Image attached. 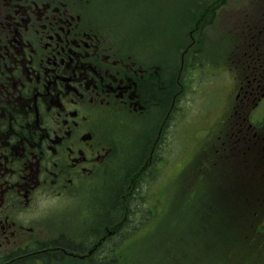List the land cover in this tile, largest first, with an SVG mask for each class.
Wrapping results in <instances>:
<instances>
[{
	"label": "flooded vegetation",
	"instance_id": "af4514ba",
	"mask_svg": "<svg viewBox=\"0 0 264 264\" xmlns=\"http://www.w3.org/2000/svg\"><path fill=\"white\" fill-rule=\"evenodd\" d=\"M230 1L0 0V264L68 262V239L80 236L59 231L52 215L108 175L123 155L118 131L129 151L150 133L131 152L137 169L128 180L136 183L175 162L169 153L182 127L218 112L201 130L211 163L251 180L264 200V8L222 10ZM198 22L207 50L217 22L237 39L222 66L196 60ZM214 66L228 76L227 100L219 105L221 93L211 91L189 106L180 95L185 77L195 83ZM196 165L198 173L204 165ZM106 230L110 240L115 227Z\"/></svg>",
	"mask_w": 264,
	"mask_h": 264
},
{
	"label": "trees",
	"instance_id": "16d2710c",
	"mask_svg": "<svg viewBox=\"0 0 264 264\" xmlns=\"http://www.w3.org/2000/svg\"><path fill=\"white\" fill-rule=\"evenodd\" d=\"M149 136V132L136 136L133 142L134 146L140 149L143 148ZM117 137L121 146L120 151L124 155L123 162L119 163V160H116L118 162L113 164L109 173H105L108 175L96 182V185L102 184L94 186L92 193L88 195L86 205V207H91L95 203L92 207L93 214L100 220V226L105 234L108 233L106 227H116L114 234L116 236H113L110 240L105 238L107 242H102L96 250L99 252L105 247L109 249L111 240L114 246L109 250V253L103 252L100 256L94 254L85 257L88 256L91 247H94V240H100L103 235L100 236L93 230L75 233L80 236L79 240L81 241L77 242L69 238L70 247L67 248L77 254H85L84 258L69 256L73 259L63 263L53 261L54 264H221L222 260H216V257L222 250L226 252L227 264H242L241 257L244 258L242 254H245L246 260L250 256H254L256 257L255 261L264 264L263 256L254 254L256 248L254 239L248 240L246 238L247 234L264 232V208L263 206L259 208V204H264L262 198H257L249 192L244 193L241 182L234 179H228L222 185V178L213 180L210 177L208 178L207 175H203V173H197V165L194 169V163L192 162L188 166L193 168L191 172L196 177L194 183L202 179L198 184L201 193H196L190 199L198 225L195 228L187 226L174 230L175 228L171 227L166 220L161 219V214L166 211L168 206H173V210L169 209V211H174L182 200L180 201L173 193L167 194L162 190L156 193L149 185L150 183H145V181L153 180L150 177H145L143 181L130 183L128 179L137 168L134 166L133 161L123 163L126 158L132 159L134 153H130L126 149L120 131L117 132ZM117 166L121 169L120 175L117 174L113 177L115 181L108 183V177L114 172L118 173ZM200 174L202 176L198 178ZM99 189L105 197L98 202L97 193H100ZM130 191H132V194L129 196ZM75 203L76 206H81L80 201ZM94 208H98V212H95L96 209ZM254 211H257L258 214L255 216L258 218L257 224H254L253 221ZM90 212L92 213V210ZM85 213H83L84 216H86ZM99 214L100 219L97 217ZM135 214L139 219L132 221ZM90 216L95 219L92 215ZM160 221L162 224L154 229V224V227H156ZM144 223H149L147 224L148 230L154 229L147 232L151 246L148 251L143 250L138 256L130 258V253L124 251L125 248L129 247L124 239L127 234L135 235L139 232L141 230L139 228L145 226ZM162 230L163 242L160 244L157 238ZM174 238L178 241L173 242ZM60 245L65 246L58 242V246ZM160 246L162 250H160ZM83 249L86 250L82 252ZM114 253L115 259L110 261ZM50 256L46 255V257ZM53 256L57 255L53 254ZM28 264L38 263L30 262Z\"/></svg>",
	"mask_w": 264,
	"mask_h": 264
},
{
	"label": "rangeland",
	"instance_id": "374dc122",
	"mask_svg": "<svg viewBox=\"0 0 264 264\" xmlns=\"http://www.w3.org/2000/svg\"><path fill=\"white\" fill-rule=\"evenodd\" d=\"M209 3L215 4L216 0H208ZM241 5H243V8L247 7H252L255 8L254 6L257 5L260 8H264V0H235L233 3L230 1L228 5H224L222 10H231L235 9L240 12ZM227 21L229 26H232V23L229 21L232 20L231 13L227 14ZM199 18V16H197ZM225 14L223 12L219 13L218 19L222 20L224 19ZM253 17V16H251ZM201 22L196 23L197 28L194 31V36L196 37V42L193 44L192 48L197 50V56L196 60L200 62H206L208 60H214L217 62L219 66H222L224 62L223 57L227 55L229 50L231 48L234 49L237 39L236 38H229L227 37L223 32H221V27L219 23L217 22L215 26L217 27L218 31L213 33V43H214V48L212 50H207L204 47L200 46V39L205 42L208 46L211 45V41L205 39L202 36L200 28H201ZM194 25V23H193ZM209 25L205 26L204 31H208ZM172 31V28L170 29ZM200 30V32H199ZM184 37L186 41L189 40V35H188V29L186 30ZM223 37V38H220ZM173 47V45H172ZM232 51H236L235 49ZM231 52V51H230ZM224 54V56H222ZM218 57H221V59H218ZM211 70V71H210ZM210 70L202 68L198 73H200V76L195 79V83H193L189 77L186 78V87L182 89L181 91V96L188 100L189 103L188 105L191 106L194 98L195 99H202L206 95L210 94L211 91H218L222 95V100L220 97V94H218L216 100L220 104H223L227 100V90L226 88L229 87L227 85V78L228 76L225 75L224 73L222 74L219 69L214 66ZM214 80L216 83L212 84V86H207L205 87V80ZM219 116L218 112H211L206 116V121H201L198 120L195 122V124L192 126L191 123L187 125V127H182L181 128V135L179 136L176 135V145L174 146L173 149H171L169 153L170 157V162H174L171 165H168L165 167V169L162 167H154L153 168V175L154 179L145 181V183H150L149 185L153 188L154 191L159 192L163 191L165 193H173L175 196H177L181 204L179 203V206L174 210V211H169V209L173 210V206L169 207L166 209L164 213L161 214V219H164L170 224L171 227H174V230H179L183 227L190 226L192 228H195L198 223L196 220V214L193 212V208L191 207V202L190 199L193 198V196L197 193L200 194V188L198 187V184L202 179L197 180L196 183L195 179L196 177L193 176V173L191 171H185L186 167L189 165V163L194 160H196V163L203 166L206 163V158L205 157H200L202 156V152L204 149H208L210 146H212V143H207L206 137L204 136L205 133L202 132L206 129H210L212 125L215 123ZM190 121L189 118H186L183 120V123H187ZM202 130V131H201ZM201 135V137H200ZM180 137V139H179ZM179 145V157L177 158V147ZM138 150V147L134 151L131 152H136ZM127 152V150H126ZM210 153V152H209ZM212 154V153H211ZM123 157L124 155L119 159V163L123 162ZM207 157L211 159L213 155H207ZM181 158V166L176 167V162ZM132 159L131 158H126L124 160L125 164L126 162H130ZM184 162V164H183ZM191 162V163H192ZM212 164V163H211ZM120 167L117 166V172L118 173H113L111 176L108 177L107 182H113L117 174L120 175ZM203 175H207L208 178L210 177L213 180H220L222 178V185L225 184L226 181V171L220 167V166H215L212 164V166L208 169L204 168L202 171ZM176 175V177H175ZM175 177V178H174ZM199 178V177H198ZM102 183H99L98 185H93L89 186L85 189L84 194L82 197H79L80 199L78 200H69L67 199L59 208V210L55 211L52 215V223L53 226L58 228L59 231H67L73 233H79L83 231H90L93 230L95 233H98L100 236L105 234V231L101 228L100 226V220L96 218V216L93 214V206L86 207L87 202H88V195L92 193L94 186H99ZM194 184V185H193ZM177 188V189H176ZM199 188V189H198ZM147 189V187H146ZM100 192V189H99ZM105 197L102 193V191L98 194L97 193V198L98 202L101 200V198ZM76 201L81 202V206H76ZM83 206L87 208L85 211L82 210ZM99 208V207H98ZM98 208L96 209L95 212H98ZM92 210V213L90 212ZM86 212V216L83 215V213ZM95 217V219H92L91 216ZM99 219L101 218L100 214L97 215ZM138 216L135 214V217L133 218L132 221L138 220ZM254 221V219H253ZM156 223V221H155ZM147 224L149 223H144V227L139 228V232H135V235L132 234H127L126 238L124 241L128 244L129 247L125 248L124 251H128L130 253V258L134 256H138L143 250L146 252L150 248V239L149 235L147 232L151 231V229H156L162 222H158V224L153 226L150 230L147 228ZM253 226V225H252ZM153 229V230H154ZM166 229V228H164ZM163 229V230H164ZM173 229V228H172ZM163 230L159 233L158 235V241L161 244L163 242ZM141 238V239H139ZM246 238L248 240L254 239L256 243V248L254 254L261 255L264 258V233H257V234H247ZM139 239V240H137ZM178 239L174 238L173 242H177ZM109 249L106 247L97 252L96 254H100L103 252L109 253V250L114 246L113 242L111 241ZM160 250L161 246H160ZM220 254L217 255L216 260H222L221 264H227L226 260V252L222 250L219 252ZM244 258L241 257V262L242 264H259V262L255 261L254 256H250L249 259L246 260L245 254H242ZM115 257V253L111 258Z\"/></svg>",
	"mask_w": 264,
	"mask_h": 264
}]
</instances>
